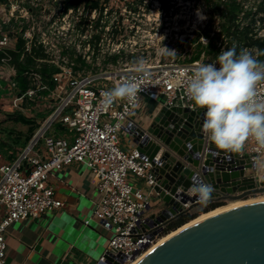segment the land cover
I'll return each mask as SVG.
<instances>
[{
  "label": "built area",
  "instance_id": "built-area-1",
  "mask_svg": "<svg viewBox=\"0 0 264 264\" xmlns=\"http://www.w3.org/2000/svg\"><path fill=\"white\" fill-rule=\"evenodd\" d=\"M246 2L241 1L240 28L251 26L256 37H263V13L255 14L258 5ZM210 6L204 0H9L4 4L0 52L14 49L22 35L27 52L34 47L44 52L37 58L38 66L47 62L59 70L51 75L53 85L41 72L26 71L30 86L20 93L10 58L0 63L11 70L7 79L11 95L5 100L11 110L29 115L36 105L51 110L15 159L0 154V264H7L10 225L63 205L52 178L72 163L91 170L98 192L95 217L112 229L96 264H131L166 234L167 225L156 224L149 213L151 194L131 183L133 175L152 189L155 185L152 161L136 148L132 135L137 121L131 115L142 96L163 99L169 107L195 105L186 92L188 81L197 64L210 63L205 50L194 59L198 45L213 43L219 54L237 44L222 30L220 13L219 23H213L215 12H209ZM246 10L253 13L247 16ZM244 50L258 57L256 46L244 45ZM141 58L150 72L146 79L134 71ZM124 80L138 84L136 99L104 106L103 92ZM257 99L264 102V83L257 88ZM55 123H62L71 136L47 133ZM122 133L131 136L134 148L122 146ZM240 152L254 154L255 159L264 155L251 137Z\"/></svg>",
  "mask_w": 264,
  "mask_h": 264
},
{
  "label": "water",
  "instance_id": "water-1",
  "mask_svg": "<svg viewBox=\"0 0 264 264\" xmlns=\"http://www.w3.org/2000/svg\"><path fill=\"white\" fill-rule=\"evenodd\" d=\"M203 119L204 109L197 105L162 104L146 126L137 122L132 136L138 151L153 163V190L164 205L151 213L160 226L203 205L189 193L196 179L213 185L209 202L264 195V170L255 167V155L216 149L202 130ZM137 264H264V200L183 228Z\"/></svg>",
  "mask_w": 264,
  "mask_h": 264
},
{
  "label": "crops",
  "instance_id": "crops-1",
  "mask_svg": "<svg viewBox=\"0 0 264 264\" xmlns=\"http://www.w3.org/2000/svg\"><path fill=\"white\" fill-rule=\"evenodd\" d=\"M3 6L4 3H0V20L5 16L2 12ZM9 76L12 77L10 66L0 64V121H3V117L8 116L9 112H17L8 110V105H5V100L8 101L11 95L7 84ZM162 104L163 99L154 101L142 96L131 118L146 126ZM50 113V109L44 106L40 109L36 105L30 110V115L24 114L35 119L39 130ZM59 124L62 123L53 124L47 133L60 137L71 136L70 130L63 124L61 128ZM24 128L20 131L26 130ZM121 142L127 149L135 147L127 133H122ZM41 144L43 145L42 142ZM24 147L15 145L7 134L0 133V154L4 159H15ZM12 149L15 150L13 154ZM258 159H264V155ZM131 183L151 194L152 207L149 213L164 207L144 179L132 175ZM52 184L56 197L63 205L41 217L26 218L9 226L6 233L7 264H96L104 253L112 236V229L108 223H101L95 217L98 192L91 170L81 163H72L56 173ZM193 211H196V208ZM2 213L0 206V218Z\"/></svg>",
  "mask_w": 264,
  "mask_h": 264
},
{
  "label": "clouds",
  "instance_id": "clouds-1",
  "mask_svg": "<svg viewBox=\"0 0 264 264\" xmlns=\"http://www.w3.org/2000/svg\"><path fill=\"white\" fill-rule=\"evenodd\" d=\"M197 15L204 18L199 9ZM134 71L141 74V79L150 76L142 58L135 62ZM261 83H264V61L248 50L238 54L235 48L221 50L215 62L194 67L186 92L195 105L204 109L202 130L216 149L238 152L250 137L264 149V102L257 99ZM139 91L136 82L124 80L103 92L101 103L111 106L118 99L133 101ZM255 167L264 170V159H257ZM214 191L212 184L199 179L189 188V193L202 204L210 201Z\"/></svg>",
  "mask_w": 264,
  "mask_h": 264
},
{
  "label": "trees",
  "instance_id": "trees-1",
  "mask_svg": "<svg viewBox=\"0 0 264 264\" xmlns=\"http://www.w3.org/2000/svg\"><path fill=\"white\" fill-rule=\"evenodd\" d=\"M241 1L243 0H209L211 5H214L212 13L219 12L220 16L223 18L222 27L223 31L230 38L231 41L236 40L237 44L232 45V48H235L237 54L244 50L245 46H256L258 48V57L257 59L260 61H264V36H255L256 33L253 32L251 26H244L240 28L238 23L239 16L242 12ZM0 3L7 4L9 0H0ZM224 4V7L221 6ZM253 11L246 10L247 16L252 14ZM263 13L260 17L264 27V0H261L258 4V10L255 14ZM25 39L23 36H19L16 47L14 49H10L6 52H0V63L4 57L10 58V64H12L15 68V79L17 80L18 91L20 93L25 92L30 86V81L28 76L25 74L26 71H30L31 69L37 70L42 73L43 78L48 80L50 85H53V81L51 79V75L58 71L59 68L55 65L49 64L47 62H41L38 66L37 58L44 57V52L41 48L34 47L32 52H27L25 50ZM205 50L207 54L212 53L213 57L218 55V50L215 45L211 43L209 46L205 47L203 45H198L197 52L194 56V59L199 58L201 53ZM8 117H10L15 124H22L25 127L23 131H15L14 129H8L7 131L2 130L0 128V133H7L9 139L15 144L20 146H26L28 142L33 138L36 130L39 127V124L35 121V119L26 116L21 112H13ZM61 128L62 124H59ZM6 144V143H5ZM12 146V145H11ZM13 147V146H12ZM14 148V147H13ZM11 149V148H10ZM15 152L14 149H12ZM227 204L225 201H214L201 205L194 212H187L175 219L171 220L167 226L165 233H169L183 224L191 221L196 218L203 212H210L215 210L216 208Z\"/></svg>",
  "mask_w": 264,
  "mask_h": 264
},
{
  "label": "bare ground",
  "instance_id": "bare-ground-1",
  "mask_svg": "<svg viewBox=\"0 0 264 264\" xmlns=\"http://www.w3.org/2000/svg\"><path fill=\"white\" fill-rule=\"evenodd\" d=\"M261 196V195H260ZM257 200H264V195L258 198H253V199H248V200H244V201H233V202H228L227 204L220 206L218 208H216L215 210H212L210 212H206V213H202L200 214L198 217L192 219L190 222L184 224L182 227H180L178 230H173L167 234H165L164 236H162L158 242H156L152 247H150L144 254H142L141 256L138 257V259L134 260L133 262H131V264H137L140 260L143 259V257H145L148 253H150L153 249H155L156 247H158L160 244H162L164 241H166L167 239H169L170 237H172L174 234H176L177 232L181 231L183 228L192 225L193 223H196L197 221H200L206 217H209L211 215H214L216 213H219L221 211L236 207L238 205H243L245 203H250L253 201H257Z\"/></svg>",
  "mask_w": 264,
  "mask_h": 264
},
{
  "label": "rangeland",
  "instance_id": "rangeland-1",
  "mask_svg": "<svg viewBox=\"0 0 264 264\" xmlns=\"http://www.w3.org/2000/svg\"><path fill=\"white\" fill-rule=\"evenodd\" d=\"M258 1L259 0H247V4L248 5H258ZM204 2L207 4V6L209 7V5H210V2H209V0H204ZM213 7H214V5H211L210 6V8H209V12L210 11H212L213 10ZM1 10V9H0ZM219 12H215L214 14H211V17H212V19L214 20V21H216V22H213V23H219V21H217L218 20V17H219V14H218ZM210 16V15H209ZM210 18V17H209ZM221 20L222 21H220V23L221 22H223V18L221 17ZM197 51V50H196ZM196 51L194 52V53H196ZM255 53H258V52H255ZM217 57V56H216ZM216 57H213L212 56V53H209V54H206V60L208 61V62H212L213 60H214V58H216ZM5 105L7 106V108H9L8 110H11V107H10V105L8 104V103H5ZM22 113V112H21ZM10 114H12V113H10L9 112V115ZM24 114V113H23ZM8 115V116H9ZM26 115V114H25ZM8 116H6V117H3L4 118V120L3 121H0V128L2 129V130H5V131H7L8 129H14L15 131H18V128L19 129H22V128H24L23 127V125L22 124H15V122H13V120L10 118V117H8ZM22 127V128H21ZM5 134H7L6 132H5ZM8 135V134H7ZM261 196H263V195H261ZM261 196H256V197H250L249 199H253V198H258V197H261ZM197 209V208H196ZM190 212H194L193 210H191ZM202 214V213H201ZM164 236V235H163Z\"/></svg>",
  "mask_w": 264,
  "mask_h": 264
}]
</instances>
